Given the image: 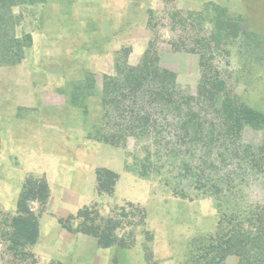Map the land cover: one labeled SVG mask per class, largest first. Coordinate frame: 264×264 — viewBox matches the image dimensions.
Wrapping results in <instances>:
<instances>
[{
    "label": "rangeland",
    "instance_id": "rangeland-1",
    "mask_svg": "<svg viewBox=\"0 0 264 264\" xmlns=\"http://www.w3.org/2000/svg\"><path fill=\"white\" fill-rule=\"evenodd\" d=\"M210 3L225 7L260 36L251 46L234 39L214 62L243 100L264 111V0H45L13 7L12 31L30 34L31 41L21 62L0 65V264H130L140 254L147 264H208L221 236L218 201L188 189L190 178L178 169L181 158L172 154L168 160L153 158L159 169H144L147 153L131 136L125 147L118 146L126 154L124 170L103 173L97 198L69 217L78 226L73 243L53 248L50 235L40 231L34 244L17 251L9 235L22 191L47 185L44 201H27L40 230L54 179L45 171L48 155L58 156L59 167L88 159L89 139L105 143L102 134L116 128L113 121L106 123L101 94L105 75L116 74L118 63L137 64L154 40L161 66L177 73L181 89L197 92L199 55L174 48V42L185 44L197 31L189 23L173 25L171 13L190 20V13ZM208 22L200 33L212 31ZM92 77L97 90L76 91L74 101L76 86ZM261 138V131L248 129L243 142ZM183 188L190 193L183 195ZM259 189L247 187L240 202H260ZM109 220L120 244L100 248L82 227H104ZM223 262L237 264L238 257Z\"/></svg>",
    "mask_w": 264,
    "mask_h": 264
},
{
    "label": "trees",
    "instance_id": "trees-1",
    "mask_svg": "<svg viewBox=\"0 0 264 264\" xmlns=\"http://www.w3.org/2000/svg\"><path fill=\"white\" fill-rule=\"evenodd\" d=\"M44 1L0 0V65L21 62L24 48L31 41L30 34L20 37L12 31L13 7ZM171 15L173 25L189 23L197 31L185 44L174 42L176 50L199 55L201 76L197 92L187 93L180 88L177 73L161 66L160 54L151 40L137 64L123 61L117 64L116 74L104 77L101 98L108 118L106 123L113 121L116 128L102 134L103 139L105 143L125 147L130 136L134 138L147 153L149 164H142L144 169L160 168L152 161L154 157L168 160L172 154V158H181L178 169L190 178L188 189L218 201L217 234L221 236L218 246L211 248L213 255L208 264H223L231 255L238 257L237 264H264V111L243 100L214 62L218 53L229 52L227 46L234 39L246 41L248 46L261 39L240 17L231 16L225 7L215 3L190 13V20L176 12ZM208 19L212 31L202 34L200 31ZM152 20L153 15L149 19L151 25ZM259 44L260 41L256 46ZM96 90V79L92 77L87 85L76 86L74 101L79 99L76 91ZM248 129L262 132L258 143L243 142ZM111 172L114 173L106 168L98 170V187L103 173ZM167 184L171 185V181ZM253 185L260 187L262 200L240 202L247 195L244 192L247 187ZM24 191L9 235L11 248L16 250L34 244L39 238V221L28 208V199L44 201L48 195H45L47 185L29 189V194ZM181 191L183 195L190 193L184 188ZM111 223L109 220L104 227L83 226L82 231L95 236L100 247H111L120 244L112 234ZM67 227L77 232L78 226L70 219Z\"/></svg>",
    "mask_w": 264,
    "mask_h": 264
},
{
    "label": "crops",
    "instance_id": "crops-1",
    "mask_svg": "<svg viewBox=\"0 0 264 264\" xmlns=\"http://www.w3.org/2000/svg\"><path fill=\"white\" fill-rule=\"evenodd\" d=\"M88 143V159L74 160L69 164L62 162L59 167L58 156L52 153L48 155L49 169L45 171L53 175L54 179L51 181L52 193L47 213L40 218V231L41 235L45 232L50 235L49 243L56 249H65L76 240V231L67 227V220L97 198L98 170L100 168L114 172L124 170L126 154L122 148L91 139ZM67 170L69 175H63L68 172ZM129 263L147 264L141 254L136 255ZM159 264H167V262Z\"/></svg>",
    "mask_w": 264,
    "mask_h": 264
}]
</instances>
